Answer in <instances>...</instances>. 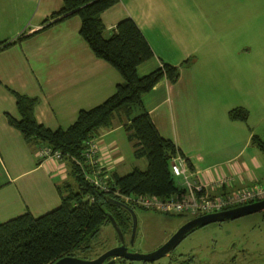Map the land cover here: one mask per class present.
Wrapping results in <instances>:
<instances>
[{
  "label": "crops",
  "instance_id": "0c3cea01",
  "mask_svg": "<svg viewBox=\"0 0 264 264\" xmlns=\"http://www.w3.org/2000/svg\"><path fill=\"white\" fill-rule=\"evenodd\" d=\"M209 1L120 0L102 18L107 36L126 17H132L145 34L155 55L138 66L140 76L163 62L183 65L192 59L190 66L182 68L176 83L161 79L143 96V103L160 133L180 147L198 178L206 184L220 178L227 180L223 187L208 188L207 193H232L264 182V152L252 143L253 135L262 138L263 131L261 123L252 124L253 107L247 105L248 100L236 105L229 100L242 91L238 82L240 69L226 54L230 46L220 54L204 50L206 43L215 38L210 24L214 19L215 27L224 32L217 37L232 41L230 32L237 24L239 7L231 2L217 6L215 0ZM62 6L63 0H0V223L28 211L40 216L59 207V185L73 180L67 159L42 157L43 146L28 142L9 123L8 114L20 118L13 91L38 97L36 119L57 130L73 124L81 109L105 101L122 80L119 71L97 57L81 36L79 16L44 28L45 20ZM240 51L247 49L237 46L238 55ZM207 83L212 88L221 86L222 103V96L216 98L218 101L197 99ZM238 107L249 111L246 120L230 117V110ZM139 112L135 110L133 116ZM216 114L229 124L227 134L217 126ZM261 116L264 118L263 113ZM129 122L126 116H117L113 127L101 129L94 136L106 182L113 181L114 174L148 168L149 161L140 162L147 157L135 155L138 141L129 137L125 129ZM231 131L234 139L223 147L222 141ZM127 165L132 168L129 172ZM176 183L182 191V181Z\"/></svg>",
  "mask_w": 264,
  "mask_h": 264
},
{
  "label": "trees",
  "instance_id": "16d2710c",
  "mask_svg": "<svg viewBox=\"0 0 264 264\" xmlns=\"http://www.w3.org/2000/svg\"><path fill=\"white\" fill-rule=\"evenodd\" d=\"M119 1L63 0L62 8L44 22V28H47L79 16L81 36L97 57L119 71L122 80L105 101L93 108L81 109L73 124L57 130L45 127L36 119L38 97L13 91L20 118L8 114L9 123L19 129L28 142L60 151L62 159L69 161L73 180L59 185L62 198L59 207L40 216L28 211L0 223V264H53L62 257L75 255L96 238L103 225L110 223L108 213L120 225V215H130L108 200L109 196L123 200L121 195L103 190L86 178L82 157L86 141L99 134L101 129L113 127L117 116L129 118L125 129L130 132L129 137L138 141L135 155L147 157L149 165L146 170L135 168L125 175L114 174V180L107 183L122 195L164 198L181 192L172 175L170 161L183 153L173 140L160 133L144 106L143 96L163 78L176 83L181 67L190 66L192 59L185 60L183 65L163 62L159 68L140 76L138 66L153 58L155 53L137 22L126 17L118 22L110 36L106 35L102 14ZM137 109L140 112L133 116ZM229 114L232 119L246 120L249 111L238 107ZM252 143L264 152V140L259 135H253Z\"/></svg>",
  "mask_w": 264,
  "mask_h": 264
},
{
  "label": "rangeland",
  "instance_id": "374dc122",
  "mask_svg": "<svg viewBox=\"0 0 264 264\" xmlns=\"http://www.w3.org/2000/svg\"><path fill=\"white\" fill-rule=\"evenodd\" d=\"M208 2L210 1L208 0ZM214 2L219 3L217 6L223 5V3L230 4V2L237 5L240 10L239 18L233 32H230L233 35L232 41H222L220 37H217L224 32H219L218 27H215V19L212 20L210 24L214 28L215 38L206 43L204 50H214L216 54H220L223 48L230 46V51L226 54L233 58V66L240 69L238 82L239 86H242L239 87L242 88V91H238L236 96L231 97L229 100L235 105L241 100H248L247 105L253 107L251 109L252 118L255 121H252V124L261 123L263 133H260V135L264 139V118L261 116L262 113L264 114V0H215ZM222 15L217 14L215 16ZM237 46L240 47V50L247 49V51H240L238 55ZM183 67H181V70ZM209 81L213 82L212 79ZM245 86L248 89L244 88ZM221 89V86L214 85L212 88L211 84L207 83L204 92H200L197 99L203 101L215 98V101H218L216 98L222 96V103L224 92H221ZM202 108L209 107L202 106ZM215 119L219 120L216 122L217 126L221 127L227 134L229 124L226 121H221L218 114H216ZM232 139H234V135L231 131L223 139L222 146L224 147L230 143ZM127 150L130 158H133L129 145ZM145 160L148 163L147 158L142 159L140 162H146ZM131 161L135 162V159ZM130 167V165H127V168H129L126 170L127 172L132 170ZM175 180L180 183L181 178L175 177ZM124 196H121L122 201L127 199ZM129 205L135 209L138 217V228L134 244L131 242L132 233L127 232L124 234L130 251L149 252L154 250L167 242L184 223L193 218L190 215L169 214L144 209L136 204ZM116 232L112 223L103 225L99 235L86 243L85 248L77 252L76 256L81 259H94L108 248L118 246L120 240ZM242 245L249 252L245 255L247 258L260 259L259 264H264V210L199 227L182 240L177 251L189 248L199 250V256L205 258V263L208 256V264H245L241 261L244 258L237 260L235 263H230L226 259L235 252L232 251L233 248ZM136 264H145V262ZM146 264L153 263L147 261Z\"/></svg>",
  "mask_w": 264,
  "mask_h": 264
},
{
  "label": "built area",
  "instance_id": "2783aa9c",
  "mask_svg": "<svg viewBox=\"0 0 264 264\" xmlns=\"http://www.w3.org/2000/svg\"><path fill=\"white\" fill-rule=\"evenodd\" d=\"M82 157L85 162V176L93 184L101 189L114 192L124 196L118 191H114L103 177V166L99 157V145L96 137H91L86 141ZM40 154L45 158L62 160V153L45 146ZM170 169L174 177H180L183 188L180 194L170 197H159L152 195H125V202L136 204L144 209H151L169 214L190 215L194 217L249 204L259 200H264V182L242 188L232 193H207L208 188L224 186L227 184L225 178L206 184L191 170L188 160L181 154L174 156L170 162ZM124 196V197H125ZM131 199V201H130Z\"/></svg>",
  "mask_w": 264,
  "mask_h": 264
},
{
  "label": "water",
  "instance_id": "95a60500",
  "mask_svg": "<svg viewBox=\"0 0 264 264\" xmlns=\"http://www.w3.org/2000/svg\"><path fill=\"white\" fill-rule=\"evenodd\" d=\"M109 202L124 208L132 217L133 226H132V239L131 242L134 244L135 236L138 228V217L135 209L129 204L125 203L122 200H119L115 197L109 196ZM264 210V200H259L256 202H252L249 204L240 205L237 207H232L204 215H200L194 217L184 223L172 236L171 238L165 242L158 249L151 252H139V251H130L128 247L125 245V237L124 232L116 220V218L108 213V217L110 222L114 225L120 240V245L110 249L109 251L101 254L99 257L94 259H81L77 256H65L54 262L53 264H114L116 260H111L110 262H106L107 259L111 257L117 256H125L131 260H156L163 256H166L170 251H172L186 236H188L191 232L196 230L199 227L204 225L224 221L228 219H235L241 216L254 213L257 211Z\"/></svg>",
  "mask_w": 264,
  "mask_h": 264
},
{
  "label": "flooded vegetation",
  "instance_id": "af4514ba",
  "mask_svg": "<svg viewBox=\"0 0 264 264\" xmlns=\"http://www.w3.org/2000/svg\"><path fill=\"white\" fill-rule=\"evenodd\" d=\"M120 216H121V219H120L121 225L120 226L123 225L121 228H122V230L124 228V230H123L124 234H126L127 232L131 233L132 232V226H133V221H132L131 215H127L124 213V214H121ZM180 243L172 251H170L166 256H163V257L156 259V260H148V261L152 262L153 264L154 263H157V264H208V256H207V262L205 263V261H204L205 258L199 256V254H200L199 250H196L194 248H189V249H183V250L177 251V248L179 247ZM119 245H120V243H119ZM125 245L128 247V249L130 248L129 244L126 243V241H125ZM159 247L155 248L154 250L158 249ZM112 248H114V246H112V247L108 248L107 250H105L104 252L100 253L98 256H96V258L99 257L101 254L109 251ZM129 250H131V249H129ZM154 250H152V251H154ZM232 251L233 252L235 251V252L226 258L230 263H235V262H237V260L242 259V258H244V260H241V261H243L242 263H245V264H259L260 263V259L255 260L254 257L247 258L245 256L249 252H248L247 248H244V245L237 247V248H233ZM78 252H80V251H78ZM149 252H151V251H149ZM82 254H84V253H82ZM73 256H76V254ZM111 260H116L114 264H119V263L120 264H136V263H144V262H145V264L147 263V261H145V260H131L125 256L111 257V258L107 259L106 262L108 263ZM162 260H164V262H162Z\"/></svg>",
  "mask_w": 264,
  "mask_h": 264
}]
</instances>
